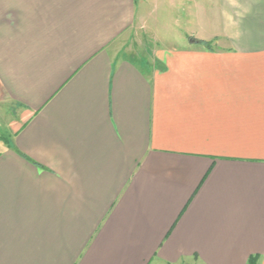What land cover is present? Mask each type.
Returning a JSON list of instances; mask_svg holds the SVG:
<instances>
[{"label": "crops", "instance_id": "obj_1", "mask_svg": "<svg viewBox=\"0 0 264 264\" xmlns=\"http://www.w3.org/2000/svg\"><path fill=\"white\" fill-rule=\"evenodd\" d=\"M178 6L0 0V264H264V0Z\"/></svg>", "mask_w": 264, "mask_h": 264}, {"label": "rangeland", "instance_id": "obj_2", "mask_svg": "<svg viewBox=\"0 0 264 264\" xmlns=\"http://www.w3.org/2000/svg\"><path fill=\"white\" fill-rule=\"evenodd\" d=\"M144 1L145 9H140V2ZM169 1V4H168ZM194 3H197L198 0H193ZM138 13H143L146 16V28H150L151 32L155 34V36L159 37L162 41L167 44L171 42L175 44H183L182 46H193L197 45L200 37L196 36L198 30L196 25V21L193 18L192 14H189V20L185 14L182 16V11H180L179 0H136ZM143 8V7H142ZM179 9V10H178ZM194 13L197 10V7L190 8ZM149 31L145 32L140 29L138 31V37H135V47L138 51L144 49L146 47H151L152 41L154 40V36L149 37ZM170 40V41H169ZM210 42V47L213 48L216 46L215 42L212 40ZM154 43V41H153ZM171 44V43H170ZM195 45V46H196ZM177 47L181 45H176ZM134 47V48H135ZM202 47V46H201ZM203 48V47H202Z\"/></svg>", "mask_w": 264, "mask_h": 264}, {"label": "trees", "instance_id": "obj_3", "mask_svg": "<svg viewBox=\"0 0 264 264\" xmlns=\"http://www.w3.org/2000/svg\"><path fill=\"white\" fill-rule=\"evenodd\" d=\"M198 43L204 45L206 48H210V42H206V41H203V40H199ZM211 49V48H210ZM257 258L256 257H252L248 260V264H257Z\"/></svg>", "mask_w": 264, "mask_h": 264}]
</instances>
